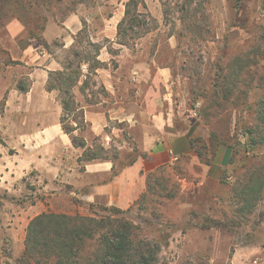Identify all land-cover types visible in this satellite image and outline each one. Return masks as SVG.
I'll use <instances>...</instances> for the list:
<instances>
[{"label": "rangeland", "instance_id": "rangeland-1", "mask_svg": "<svg viewBox=\"0 0 264 264\" xmlns=\"http://www.w3.org/2000/svg\"><path fill=\"white\" fill-rule=\"evenodd\" d=\"M126 1L31 0L29 10H24L16 8L12 1L0 0V126H5V131H8L6 128L9 124L16 122L20 113L18 106L12 104V89L17 84L26 86V73L34 67V64H24L18 58L11 59L9 54L28 43L39 44L40 49L50 51L62 66L65 58L72 53L69 52L70 45L66 48L63 45L71 38L72 43L75 34L81 29L82 34L78 39L82 37V41L81 44H76L77 48L85 46L83 54L90 62L95 48L87 45L88 39L107 49L112 57L105 62L106 67L116 70L115 86L120 93L125 95L138 85L132 78L135 74V69H132L134 63L152 64L153 59L155 65H167L173 76H179V89L183 90L184 86L188 92L186 106L190 108L199 101L201 108L209 101L207 93L211 90L210 79L215 71L216 58L228 60L232 54L244 51L251 36H257L264 28L261 0H192L189 4H185L184 0H136L137 10L141 13L139 18L144 19L147 30L140 28L138 34L128 33L122 37L127 45H121L118 43L120 38L116 35V25L123 16ZM12 10L19 18L1 15L2 12ZM69 16H73V22L80 26L75 34L70 35L62 30V22ZM10 22L23 28L15 38L9 37L7 33ZM40 23L43 24L42 29L39 28ZM45 30L52 36L49 43L46 41L47 45H43L39 37H29V33L34 32L36 36L43 38L42 33ZM110 34L113 35L112 39L107 37ZM121 49L128 50L131 55L122 56L119 63L116 60ZM262 62L257 67L256 76H264V61ZM76 65L77 60L74 59L70 69H75ZM85 66L86 64H81V79L86 80L85 90L80 91V81L70 88L75 109L65 120V123L76 125L81 130L84 128L81 113L83 109H77L78 106L82 103L95 104L101 98L109 101V96L98 78L99 67L87 72ZM140 71L143 73L144 69ZM249 88L244 99H231L237 106H233L229 100L225 102L218 99L219 112L207 116L216 133L228 137L227 144L215 145L216 141L213 139V145L206 146L205 157L210 158V163L201 162L206 165L214 164L217 168L215 171L219 174L203 175L200 165L190 164L188 167L184 161L179 162L165 168L167 180L163 183L166 189L160 191V196L148 194L132 204L128 213H124L125 218L138 225H144L143 219H146L149 223L144 229L149 236L159 233L160 230L168 238L167 244L162 245L158 253L159 264H183L187 260L205 264H264V183L257 200H250L252 210L246 211L245 217L244 213H235L232 206L234 193L237 195L243 181L253 171L263 177L264 181V146L255 147L247 155L245 137L236 135L234 129L254 122V117L246 106L253 105L260 98L262 87L252 83ZM55 91L59 99V92L57 89ZM73 116H76L74 121ZM195 118L203 121L208 133L210 127L203 116L197 114ZM108 122L110 123H107L106 130L110 131L114 122L115 126L120 127L121 135L125 136L126 141L120 135H110L107 139L95 137L91 139L93 152L101 154L100 146H105L111 154L110 151L118 152L135 145L127 135V127L122 123L125 121ZM222 147L229 149L232 161L229 162L227 157L225 165H215L212 163L214 155ZM22 184V191L19 186H15L16 191L0 193L13 204L8 203L1 207V210L7 211L9 226L13 224L14 212L22 208L30 210L28 216L41 211L91 215L92 211L97 210L95 205L89 206L88 202L70 195L67 188L58 187L54 182L46 184L45 179L43 181L42 177L36 176L34 170L23 177ZM15 205L19 207L16 208ZM101 213L104 212L99 210V214ZM205 215L223 220L226 224L202 227ZM229 221L234 223L228 224ZM7 240L11 247L10 238ZM19 243L20 239L16 240L14 247ZM15 259L14 256L12 260ZM11 264L22 263L12 261Z\"/></svg>", "mask_w": 264, "mask_h": 264}, {"label": "crops", "instance_id": "crops-1", "mask_svg": "<svg viewBox=\"0 0 264 264\" xmlns=\"http://www.w3.org/2000/svg\"><path fill=\"white\" fill-rule=\"evenodd\" d=\"M72 17L62 22V30L68 35L75 34L80 28ZM21 29L10 22L7 33L15 38ZM42 35L49 43L52 36L48 31H43ZM107 37L112 39L113 35ZM71 41L72 38L63 46L69 47ZM40 46L28 43L9 54L11 59L18 58L24 64H34V67L26 73L28 83L25 89L20 90L16 86L11 92L12 104L20 110L16 122L7 126L8 131H5V126H0V193L16 191L15 186L22 191L23 177L34 170L46 184L54 182L58 187L67 188L70 195L83 202L127 208L145 191L147 173L161 167L167 169L184 161L188 167L190 164L200 165L203 175L219 174L214 164L206 165L199 161L191 145L193 137L206 138L208 133L201 119L184 115L189 108L185 104L188 92L184 86L183 90L179 89V76H173L167 65H155L153 59L152 64L134 63L132 78L138 85L125 95L116 89V70L99 67L98 78L109 101L101 98L95 104L77 105V109H83L84 128H75L71 134L82 138L84 145H73L71 135L64 132L60 124L62 108L56 89L47 90L45 87L48 71L61 69V63ZM124 55L130 56L131 52L119 50L116 61ZM111 57L105 47L100 49L99 60L107 62ZM140 69H144L143 73ZM108 120L125 121L122 123L135 145L118 152L110 151L111 154L105 146H100L101 154L93 152L91 139L95 137L107 139L110 135H120L126 141L114 122L111 130H106L107 123H110ZM85 149L97 157L79 159ZM121 153L123 155H119ZM227 157L229 149L222 147L214 155L212 163L225 165ZM8 203L9 199H1L0 263L4 259L1 255L4 238H10L12 255L19 256L24 247L26 225L38 214L28 216L30 210L19 209L14 212L13 224L9 226L7 211L1 210ZM19 239V245L14 247Z\"/></svg>", "mask_w": 264, "mask_h": 264}, {"label": "trees", "instance_id": "trees-1", "mask_svg": "<svg viewBox=\"0 0 264 264\" xmlns=\"http://www.w3.org/2000/svg\"><path fill=\"white\" fill-rule=\"evenodd\" d=\"M8 1V0H5ZM14 6L29 10L31 0H9ZM25 1V2H24ZM185 4L192 3V0H184ZM138 2L136 0H127L125 2L122 18L116 25V35L120 38L118 41L121 45H127L122 39L128 33L138 34L140 28L144 27V19H140V12L137 10ZM261 6L264 11V0H261ZM8 10V9H7ZM5 17H17L14 10L5 11L1 15ZM30 14V13H29ZM31 20V16L29 17ZM135 27H138L135 28ZM39 28H43V24H39ZM30 32V31H29ZM29 37H35L41 40L43 45L47 42L36 36L34 32L29 33ZM82 34L79 29L75 34V39L69 47V52L61 66V69L49 70L48 78L45 84L47 90L57 89L59 92V101L62 112L60 115V124L64 132L71 135V142L75 146H83L84 141L71 132L77 127L65 123L70 112L75 109L73 94L69 92L70 88L79 83L80 91L84 92L86 80L81 79L83 75L81 64H86L87 72L98 67H106V63L97 58L101 44L87 40L88 46H94L95 54L92 62L83 54L84 48H77L76 44H81ZM122 39V40H121ZM248 47L241 52L231 55L228 60L217 57L214 63V73L210 79V92L207 93L209 101L198 108V114L203 116L205 123L209 125L207 140L202 136H195L191 139V145L200 162L209 164L210 158L205 157L207 154V145L212 144V140L216 141L215 145L227 144L228 137L216 133L209 121V115H216L219 112V100L231 101L233 106H237L236 102L231 99L245 98L246 91L254 83L256 86L262 87V94L258 100L251 106H246L249 113L253 115L254 122L244 125L239 129H235L236 135L244 136L245 152H251L257 146H264V76H256L257 67L264 61V28L260 34L251 36ZM81 47V46H79ZM77 60L75 69H70L74 59ZM70 69V70H68ZM20 90L26 86L17 84ZM206 94V91L205 93ZM213 107V109H211ZM80 110V109H79ZM82 113V111H81ZM73 121L76 116H73ZM231 138V137H230ZM213 145V144H212ZM214 145V146H215ZM230 147H233L230 145ZM94 153L88 149L83 150L79 159L89 160L95 158ZM249 157V156H248ZM232 156L229 157V162ZM254 171L249 177L243 181V186L238 189L237 195L233 197V209L235 213L251 212L252 203L250 200L256 201L259 197L261 187L264 183L263 177L256 175ZM167 180L165 168L161 167L146 175L145 191L134 202L151 196H160V191L166 189L163 181ZM170 195V194H169ZM4 194H0L4 199ZM89 206L95 205L97 210L92 211L91 215H82L79 213L67 214L62 212L41 211L34 215L27 223L24 236V247L20 255L12 260V250L8 245L7 238H4L1 246V255L4 257L0 264H11L12 261L22 264H159L158 253L162 245L167 244V237L160 232L149 236L144 229L148 226V221L143 219L144 225H138L124 217V213H128L132 208V204L127 208H119L114 205H101L88 202ZM133 203V204H134ZM99 210L104 213L99 214ZM234 222H228V224ZM223 220L205 215L201 226L211 227L225 225ZM183 264H205L201 261L187 260Z\"/></svg>", "mask_w": 264, "mask_h": 264}, {"label": "built area", "instance_id": "built-area-1", "mask_svg": "<svg viewBox=\"0 0 264 264\" xmlns=\"http://www.w3.org/2000/svg\"><path fill=\"white\" fill-rule=\"evenodd\" d=\"M199 105H200V102L199 101H196L193 104L192 107L188 108L187 111L185 112L186 117L187 118L197 117Z\"/></svg>", "mask_w": 264, "mask_h": 264}]
</instances>
